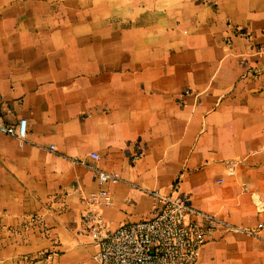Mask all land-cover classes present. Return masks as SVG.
<instances>
[{"label": "crops", "instance_id": "obj_1", "mask_svg": "<svg viewBox=\"0 0 264 264\" xmlns=\"http://www.w3.org/2000/svg\"><path fill=\"white\" fill-rule=\"evenodd\" d=\"M21 119L0 264H100L84 215L116 230L176 186L224 223L196 264H264V0H0V126Z\"/></svg>", "mask_w": 264, "mask_h": 264}, {"label": "built area", "instance_id": "obj_2", "mask_svg": "<svg viewBox=\"0 0 264 264\" xmlns=\"http://www.w3.org/2000/svg\"><path fill=\"white\" fill-rule=\"evenodd\" d=\"M0 132L24 140L27 120L0 126ZM142 155L141 151L134 160ZM92 170L101 186L119 181L117 176L98 168ZM149 195L156 204L152 218L127 223L116 230H110L99 214L84 215L86 231L99 247L100 264H196L204 246L224 226L218 219L195 209L191 198L180 193L178 186L169 194L156 191Z\"/></svg>", "mask_w": 264, "mask_h": 264}]
</instances>
